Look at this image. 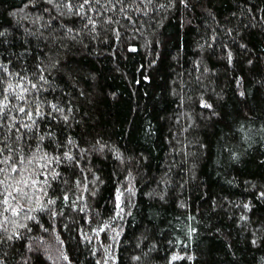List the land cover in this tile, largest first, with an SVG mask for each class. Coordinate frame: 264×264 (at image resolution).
Here are the masks:
<instances>
[{"label":"trees","instance_id":"trees-1","mask_svg":"<svg viewBox=\"0 0 264 264\" xmlns=\"http://www.w3.org/2000/svg\"><path fill=\"white\" fill-rule=\"evenodd\" d=\"M25 2L0 0V30H8L0 57L29 78L43 63L40 98L71 110L67 124L40 121L31 143L51 153V142L38 139L49 128L62 142L72 136L88 149V180L95 173L104 181L89 184L96 195L84 193L86 211L58 200L62 214L41 217L48 232L21 229L52 257L36 253L34 264H264V200L256 195L264 191V0H190V8L176 0L167 10L158 5L168 0H92L87 18L53 12V24L39 31L10 14ZM249 3L260 9L254 19ZM57 60L72 65L71 77L52 67ZM201 95L218 114L200 105ZM98 138L108 146L103 152L95 150ZM60 170L76 191L73 170ZM129 184L122 218L112 221L114 189ZM26 242L0 247V256L17 264Z\"/></svg>","mask_w":264,"mask_h":264},{"label":"snow or ice","instance_id":"snow-or-ice-1","mask_svg":"<svg viewBox=\"0 0 264 264\" xmlns=\"http://www.w3.org/2000/svg\"><path fill=\"white\" fill-rule=\"evenodd\" d=\"M179 3L184 8L193 6L190 0H179ZM45 4L48 7H45ZM86 6L91 8L92 0H26L21 9L14 10L10 14L17 16L18 23L21 19L28 20L39 31L48 29L53 24V12L59 17L87 18ZM158 7L165 10L175 8L176 0H168L167 3H162ZM246 8L251 19L259 15L260 9L256 5L249 3ZM260 19L264 20V16H260ZM90 22L93 25L96 24L95 20H90ZM227 31L231 32L232 29H227ZM26 32L28 35H35L31 28L26 29ZM7 34V29L0 30V46L8 44ZM40 35H43V32H40ZM210 40L216 41V35H212ZM196 46L201 51L205 47L200 43ZM212 46L214 47V45ZM239 46L247 49L245 44ZM224 47L226 48L225 57L231 64L233 52L227 45ZM196 63L199 65L200 61ZM248 63L252 64L253 61L248 60ZM52 67L62 68L70 77L74 71L70 63L61 64L59 60L55 61ZM13 68L12 59L0 57V247L7 245L11 248L16 243L27 241L23 244L26 253L20 255L17 264H34L36 253H42L49 261H52V257L43 248H34L33 240L21 229L31 232V225L36 224L48 232L50 229L44 227L41 217L44 213H48L49 219L61 215L62 213L57 208L58 200H62L64 205L80 212L86 211L87 203L84 193L96 195V190L90 188L89 184L98 188L99 184L104 181L95 173H93L92 179L88 180V169L83 162V157L88 149L80 148L72 136L69 135L66 141L62 142L49 128L46 135H41L38 139L50 141L53 151L49 153L41 143L32 145V135L40 121L45 118H53L62 119L67 124L70 118L67 112L71 110L66 112V109L58 101L53 102L40 98L43 95V85L40 82L46 81L45 73L48 71L43 63L37 65L38 71L32 74L31 78L24 75L22 70L13 71ZM30 93L34 94L30 95ZM113 95L115 94L113 93ZM239 95L243 97L246 93L241 90ZM199 103L201 106L213 110L214 115L218 114L215 113L214 105L204 99L203 95H201ZM97 145L94 146L96 151L103 152L108 148L99 138ZM110 151L116 158L124 160L122 152L116 146L113 145ZM231 155L233 158H238V154L235 152ZM36 164L39 165L38 168L32 167ZM62 166H68L73 170L72 187L76 191L67 187L69 180L60 170ZM77 170L79 175H75ZM41 177H46V179L41 180ZM129 178H131V173H129ZM61 184L65 187L62 190V196L57 197L54 193ZM133 191L131 184L127 188L117 186L114 189L113 206L115 211L111 217L112 221L122 218L124 213L122 197L127 195L130 198ZM256 195L259 200H264V191H259ZM77 201L84 202V206L81 207ZM244 207L251 210L252 204L246 203ZM88 219L91 220V217ZM243 219H247V217H243ZM107 226V224L104 225V227ZM104 227H98L93 231H103ZM120 234V232H116V236ZM57 239L60 237L57 236ZM258 239V237H254L251 243H257ZM40 240H44V237L41 236ZM177 258L178 256L174 254L173 259ZM64 259H68V257L65 255ZM111 259L114 261L117 258L111 256ZM133 259L139 260L140 257L134 256ZM188 259H192V257L189 256ZM0 264H7L3 256H0ZM52 264L55 262L53 261ZM98 264H107V262H98Z\"/></svg>","mask_w":264,"mask_h":264}]
</instances>
